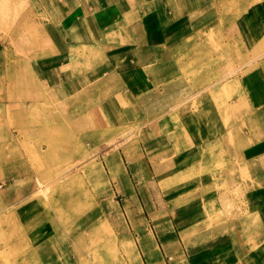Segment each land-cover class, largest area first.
I'll return each mask as SVG.
<instances>
[{
	"label": "rangeland",
	"instance_id": "1",
	"mask_svg": "<svg viewBox=\"0 0 264 264\" xmlns=\"http://www.w3.org/2000/svg\"><path fill=\"white\" fill-rule=\"evenodd\" d=\"M251 7L264 11V1L223 5L211 25L226 27L225 51L208 48L196 34L194 49L165 59L158 66L162 82L142 89L130 107L110 97L115 89L58 94L67 60L41 24L36 0H0V264H257L264 211L250 206L249 179L205 178V164L193 176L160 178L153 140L145 135L161 115L199 106L208 84L202 71L217 78L264 69V33L253 34L255 45L234 33L246 23L264 27V16L249 18ZM235 8L242 17L223 16ZM206 37L217 43L219 35ZM87 68L73 66L75 77ZM258 169L252 188L260 192L264 162ZM202 203L215 207L206 223L196 219ZM240 219L244 226L235 225ZM207 237L219 240L205 246ZM219 245L228 257L207 260L208 247Z\"/></svg>",
	"mask_w": 264,
	"mask_h": 264
},
{
	"label": "crops",
	"instance_id": "2",
	"mask_svg": "<svg viewBox=\"0 0 264 264\" xmlns=\"http://www.w3.org/2000/svg\"><path fill=\"white\" fill-rule=\"evenodd\" d=\"M233 1L235 6L242 2L36 0L41 24L54 37L59 55L67 60L65 68H61L57 75L60 82L56 89L58 94L76 97L84 92L92 96L99 88L115 89L116 93L110 97L121 99L122 103L130 106L131 99L142 89L151 91L156 88L155 82H162L158 66L165 59H171L177 50L184 47L194 49L191 47L196 34L205 38L208 48H215L213 43L218 50L225 51L227 43L223 36L226 27L211 25V19L220 17L222 6ZM240 11L235 8L223 16L242 17ZM262 13L263 9L251 7L248 14L252 22H260L258 18L264 16ZM255 25L234 26V33L246 34L249 43L255 45L258 38L253 34L264 33V27ZM216 32L218 41L211 42L206 36ZM261 64L264 65V60ZM75 65H89V68L77 78L73 69ZM260 66L245 74H218L217 78L202 71L200 80L208 84L199 94V106L196 109L185 107L181 112L176 111L169 117L161 115L151 122L148 129L151 132L145 135L153 140V160L160 178H180L183 174L193 176L191 171L205 164V178L216 175L219 179L229 176L249 179V192L253 194L250 206L264 211V191L252 188V179L261 174L258 166L264 162V69ZM118 86H122L121 89ZM114 102L116 100L108 106H114ZM157 106L161 110L160 104ZM109 107L105 112L113 115L115 112ZM153 107L156 109L155 104ZM124 154L134 170L131 154L127 149H124ZM219 164L222 166L212 172L211 165ZM126 176L122 174V179L125 180ZM134 177L139 178L135 174ZM171 197L179 196L171 191ZM202 204L196 205L198 217H193L205 218L206 223L215 214V207L207 208L208 204ZM241 221L243 219L235 225L244 226ZM216 239L205 238V246ZM226 251V246L208 247L205 258L221 260L228 257ZM256 262L264 264L261 251Z\"/></svg>",
	"mask_w": 264,
	"mask_h": 264
},
{
	"label": "bare ground",
	"instance_id": "3",
	"mask_svg": "<svg viewBox=\"0 0 264 264\" xmlns=\"http://www.w3.org/2000/svg\"><path fill=\"white\" fill-rule=\"evenodd\" d=\"M22 264H24V263H22ZM69 264V263H68Z\"/></svg>",
	"mask_w": 264,
	"mask_h": 264
}]
</instances>
